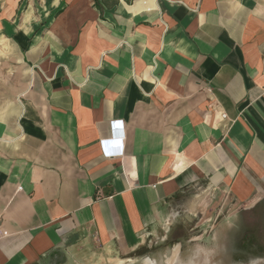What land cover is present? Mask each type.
<instances>
[{"label":"crops","instance_id":"0c3cea01","mask_svg":"<svg viewBox=\"0 0 264 264\" xmlns=\"http://www.w3.org/2000/svg\"><path fill=\"white\" fill-rule=\"evenodd\" d=\"M201 184L264 202V0H0V264L143 250Z\"/></svg>","mask_w":264,"mask_h":264},{"label":"rangeland","instance_id":"374dc122","mask_svg":"<svg viewBox=\"0 0 264 264\" xmlns=\"http://www.w3.org/2000/svg\"><path fill=\"white\" fill-rule=\"evenodd\" d=\"M208 235L212 248L221 245L227 250L220 255L215 251L211 260L214 263L230 264L233 257L264 264V204L244 208L241 202L220 190L201 184L174 200L170 217L149 237L145 249L122 254L118 250H103L97 242L84 239L55 261L56 264L60 261L61 264H151L144 259L149 251L158 248L169 251L180 237L194 239L189 243L194 253L201 245L200 238ZM168 261L171 262L170 258Z\"/></svg>","mask_w":264,"mask_h":264},{"label":"flooded vegetation","instance_id":"af4514ba","mask_svg":"<svg viewBox=\"0 0 264 264\" xmlns=\"http://www.w3.org/2000/svg\"><path fill=\"white\" fill-rule=\"evenodd\" d=\"M193 238H176L175 247L169 251L164 252L161 248L154 251H149L148 256L144 258L149 260L151 264H216L212 260V257L220 254H225L226 248L217 245L212 248L211 242L209 241V235L200 238L201 245L194 253L191 251L189 243L193 241ZM221 247V248H220ZM177 249V253L173 262L168 261L173 256V250ZM218 249V250H217ZM216 251V252H215ZM216 255H215V253ZM190 254V255H189ZM189 255V256H188ZM171 256V257H170ZM188 256V257H187ZM146 264V263H145ZM230 264H253L240 260H233ZM256 264V263H254Z\"/></svg>","mask_w":264,"mask_h":264},{"label":"built area","instance_id":"2783aa9c","mask_svg":"<svg viewBox=\"0 0 264 264\" xmlns=\"http://www.w3.org/2000/svg\"><path fill=\"white\" fill-rule=\"evenodd\" d=\"M113 127H114V131H115V136H116L117 135L116 129L122 127L121 120L114 121L113 122ZM116 138H120V137L116 136ZM6 235H8V232L7 231L4 230V231H1L0 232V237L6 236Z\"/></svg>","mask_w":264,"mask_h":264},{"label":"bare ground","instance_id":"6f19581e","mask_svg":"<svg viewBox=\"0 0 264 264\" xmlns=\"http://www.w3.org/2000/svg\"><path fill=\"white\" fill-rule=\"evenodd\" d=\"M176 253H177V249H175V253L173 254V256L170 258V260H171V262H173L174 261V259H175V256H176ZM169 260V259H168ZM172 264V263H171Z\"/></svg>","mask_w":264,"mask_h":264},{"label":"water","instance_id":"95a60500","mask_svg":"<svg viewBox=\"0 0 264 264\" xmlns=\"http://www.w3.org/2000/svg\"><path fill=\"white\" fill-rule=\"evenodd\" d=\"M233 260H240V261H244V262H248V261H245V260H241V259H237V258H231V262L233 261Z\"/></svg>","mask_w":264,"mask_h":264},{"label":"trees","instance_id":"16d2710c","mask_svg":"<svg viewBox=\"0 0 264 264\" xmlns=\"http://www.w3.org/2000/svg\"><path fill=\"white\" fill-rule=\"evenodd\" d=\"M264 204V202H262Z\"/></svg>","mask_w":264,"mask_h":264}]
</instances>
